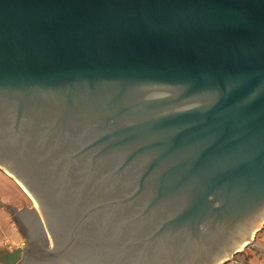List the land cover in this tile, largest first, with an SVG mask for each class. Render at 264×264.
I'll list each match as a JSON object with an SVG mask.
<instances>
[{"label":"water","instance_id":"95a60500","mask_svg":"<svg viewBox=\"0 0 264 264\" xmlns=\"http://www.w3.org/2000/svg\"><path fill=\"white\" fill-rule=\"evenodd\" d=\"M0 167L36 200L0 264H224L264 225V0H0Z\"/></svg>","mask_w":264,"mask_h":264},{"label":"rangeland","instance_id":"374dc122","mask_svg":"<svg viewBox=\"0 0 264 264\" xmlns=\"http://www.w3.org/2000/svg\"><path fill=\"white\" fill-rule=\"evenodd\" d=\"M1 169L6 170L2 167ZM14 179L17 180L16 178ZM35 202L33 197L28 198L26 205L22 208L36 207ZM22 208L19 211H22ZM0 209H4V213H6L5 215L0 214V249L7 246L9 248H15L25 245V236L22 234L20 226L16 221L15 213L10 211V205L0 203ZM233 259H236V263L234 262V264H264V225L256 232L255 238L250 244L241 249L240 252L224 264H231Z\"/></svg>","mask_w":264,"mask_h":264},{"label":"crops","instance_id":"0c3cea01","mask_svg":"<svg viewBox=\"0 0 264 264\" xmlns=\"http://www.w3.org/2000/svg\"><path fill=\"white\" fill-rule=\"evenodd\" d=\"M28 198L30 199L32 196L29 195L21 185H19V182H17L7 170L4 171L0 167V203L3 205H14L16 211L20 212L19 209L26 205V200H28ZM4 212V209H0V214L5 215L6 213ZM235 260L233 259L231 264H234V262L236 263Z\"/></svg>","mask_w":264,"mask_h":264},{"label":"bare ground","instance_id":"6f19581e","mask_svg":"<svg viewBox=\"0 0 264 264\" xmlns=\"http://www.w3.org/2000/svg\"><path fill=\"white\" fill-rule=\"evenodd\" d=\"M8 171V170H7ZM9 172V171H8ZM12 176H13V178H16L11 172H9ZM17 179V178H16ZM18 180V182L20 183V185L23 187V189L24 190H26L27 191V193L29 194V195H31V193H30V191L27 189V187L25 186V184L22 182V181H20L19 179H17ZM33 198H34V196L33 195H31ZM34 200H35V198H34ZM36 201V200H35ZM36 203V202H35Z\"/></svg>","mask_w":264,"mask_h":264}]
</instances>
